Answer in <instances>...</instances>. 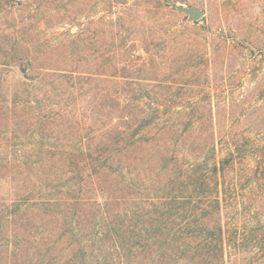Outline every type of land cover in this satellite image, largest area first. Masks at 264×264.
Returning a JSON list of instances; mask_svg holds the SVG:
<instances>
[{"label":"trees","instance_id":"trees-1","mask_svg":"<svg viewBox=\"0 0 264 264\" xmlns=\"http://www.w3.org/2000/svg\"><path fill=\"white\" fill-rule=\"evenodd\" d=\"M49 16L41 0H0V264H226L224 194L264 177V147L231 135L221 157L214 130H191L213 116L173 132L146 89L125 90V68L92 86L77 65L38 66ZM240 18L262 50L260 19Z\"/></svg>","mask_w":264,"mask_h":264},{"label":"rangeland","instance_id":"rangeland-1","mask_svg":"<svg viewBox=\"0 0 264 264\" xmlns=\"http://www.w3.org/2000/svg\"><path fill=\"white\" fill-rule=\"evenodd\" d=\"M41 1L51 20L31 42L46 46L47 60L38 66L77 65L90 72L92 86L96 79L118 78L114 67L125 68L127 77L120 79L134 84L125 90L146 89L142 106L172 118L173 132L187 118L213 116V126L191 130H214L221 157L231 135L239 138H233L236 145L243 138L249 147H264V0ZM180 7L198 8L204 18L192 21ZM238 8L244 11L236 13ZM244 13L260 19V51L244 42L247 28L235 31ZM0 20L2 27L11 22ZM94 97L90 92L81 104L92 107ZM239 177L224 194L226 264H264V177Z\"/></svg>","mask_w":264,"mask_h":264},{"label":"water","instance_id":"water-1","mask_svg":"<svg viewBox=\"0 0 264 264\" xmlns=\"http://www.w3.org/2000/svg\"><path fill=\"white\" fill-rule=\"evenodd\" d=\"M179 10L188 15L192 21H200L204 18L203 11L198 8L180 7Z\"/></svg>","mask_w":264,"mask_h":264}]
</instances>
